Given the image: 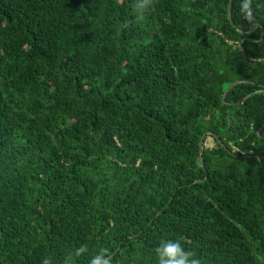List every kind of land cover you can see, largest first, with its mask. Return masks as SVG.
Instances as JSON below:
<instances>
[{"label":"trees","instance_id":"trees-1","mask_svg":"<svg viewBox=\"0 0 264 264\" xmlns=\"http://www.w3.org/2000/svg\"><path fill=\"white\" fill-rule=\"evenodd\" d=\"M135 3L0 0V264H264V0Z\"/></svg>","mask_w":264,"mask_h":264},{"label":"clouds","instance_id":"clouds-1","mask_svg":"<svg viewBox=\"0 0 264 264\" xmlns=\"http://www.w3.org/2000/svg\"><path fill=\"white\" fill-rule=\"evenodd\" d=\"M155 0H136L135 10L137 16H142L154 6ZM241 12L248 21L254 20L253 0H242ZM87 251L86 245L75 249L74 254L79 256ZM158 257V264H202V261L195 257L194 252L187 250L179 240L163 239L155 248ZM42 264H52L50 258H45ZM65 264H71L69 257ZM90 264H113L112 253L107 248H102L94 255Z\"/></svg>","mask_w":264,"mask_h":264},{"label":"water","instance_id":"water-1","mask_svg":"<svg viewBox=\"0 0 264 264\" xmlns=\"http://www.w3.org/2000/svg\"><path fill=\"white\" fill-rule=\"evenodd\" d=\"M236 83V82H234ZM233 83V84H234ZM203 138H204V135L201 136L199 142H198V145H199V160H200V163H202V154H203Z\"/></svg>","mask_w":264,"mask_h":264},{"label":"rangeland","instance_id":"rangeland-1","mask_svg":"<svg viewBox=\"0 0 264 264\" xmlns=\"http://www.w3.org/2000/svg\"><path fill=\"white\" fill-rule=\"evenodd\" d=\"M206 145H207V146H209V147H211V146H212V142H211V140H210V139H208V140L206 141Z\"/></svg>","mask_w":264,"mask_h":264}]
</instances>
